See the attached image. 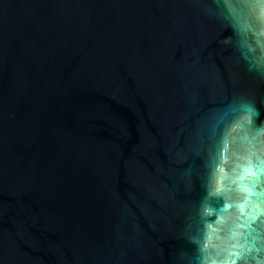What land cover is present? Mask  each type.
<instances>
[{
  "label": "water",
  "instance_id": "water-1",
  "mask_svg": "<svg viewBox=\"0 0 264 264\" xmlns=\"http://www.w3.org/2000/svg\"><path fill=\"white\" fill-rule=\"evenodd\" d=\"M234 261L264 264V3L0 0V264Z\"/></svg>",
  "mask_w": 264,
  "mask_h": 264
},
{
  "label": "snow or ice",
  "instance_id": "snow-or-ice-1",
  "mask_svg": "<svg viewBox=\"0 0 264 264\" xmlns=\"http://www.w3.org/2000/svg\"><path fill=\"white\" fill-rule=\"evenodd\" d=\"M258 3H264V0H257ZM247 172V169L245 170ZM247 190V189H245ZM233 264H235V261L233 262Z\"/></svg>",
  "mask_w": 264,
  "mask_h": 264
}]
</instances>
